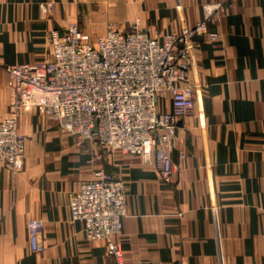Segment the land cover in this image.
I'll use <instances>...</instances> for the list:
<instances>
[{"label": "crops", "instance_id": "obj_1", "mask_svg": "<svg viewBox=\"0 0 264 264\" xmlns=\"http://www.w3.org/2000/svg\"><path fill=\"white\" fill-rule=\"evenodd\" d=\"M217 4L207 30L219 40L194 38L195 102L175 132L171 183L142 156L63 133L34 96L18 123L21 168L0 164V264H113L68 207L96 170L126 186L117 237L125 263L264 264V0H0V121L15 100L6 68L50 60L51 39L69 24L91 39L109 23L126 31L136 20L165 34L194 26ZM32 219L43 223L40 252L30 249Z\"/></svg>", "mask_w": 264, "mask_h": 264}, {"label": "built area", "instance_id": "obj_2", "mask_svg": "<svg viewBox=\"0 0 264 264\" xmlns=\"http://www.w3.org/2000/svg\"><path fill=\"white\" fill-rule=\"evenodd\" d=\"M220 7L208 8L194 26L165 34L143 29L136 20L126 31L109 27L91 39L78 23H71L63 35L51 39L50 60L8 66L15 100L0 121V164L12 171L21 168L25 137L18 131L19 118L39 95V113L63 133L101 149L142 156L163 182L171 183L175 132L195 102L189 83L194 38L207 34L211 42L218 40L207 32V22ZM93 175L68 201L71 221L82 225L85 239L105 242L113 264H166L124 262L117 237L126 215V186L100 170ZM42 229L41 220L27 223L32 252L42 251Z\"/></svg>", "mask_w": 264, "mask_h": 264}, {"label": "rangeland", "instance_id": "obj_3", "mask_svg": "<svg viewBox=\"0 0 264 264\" xmlns=\"http://www.w3.org/2000/svg\"><path fill=\"white\" fill-rule=\"evenodd\" d=\"M221 8H222V6L218 9V11H217L218 14L220 13ZM217 12H216L215 14H217ZM79 26H80V25H79ZM107 27H108V28H109V27H110V28H113V26H112L110 23L107 24ZM207 32H208V30H207ZM208 33H213V32H208ZM213 34H217V33H213ZM217 35H218V34H217ZM219 37H220V36L218 35V40H219ZM218 40H217V41H218ZM217 41H216V42H217Z\"/></svg>", "mask_w": 264, "mask_h": 264}]
</instances>
